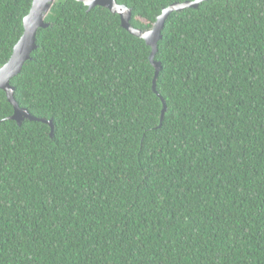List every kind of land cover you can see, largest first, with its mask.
<instances>
[{"label":"trees","instance_id":"16d2710c","mask_svg":"<svg viewBox=\"0 0 264 264\" xmlns=\"http://www.w3.org/2000/svg\"><path fill=\"white\" fill-rule=\"evenodd\" d=\"M33 0H0V68ZM195 0H115L150 30ZM0 90V264H264V0L171 13L150 48L56 0ZM166 110L160 124L162 101Z\"/></svg>","mask_w":264,"mask_h":264},{"label":"water","instance_id":"95a60500","mask_svg":"<svg viewBox=\"0 0 264 264\" xmlns=\"http://www.w3.org/2000/svg\"><path fill=\"white\" fill-rule=\"evenodd\" d=\"M56 0H33L28 15L23 19V34L13 48L12 54L8 62L0 68V90L4 92L8 103L13 108V114L9 120L14 121L17 125H21L24 120L30 122H41L50 128V136L53 134V125L51 120L37 119L31 116L25 109H22L14 101V89L10 86L9 81L17 76L24 64L30 60L31 53L36 49V33L39 29H46L49 24L44 20L48 15L51 7ZM83 4L88 10L95 7H101L108 10L112 15H117L120 19V26L130 35L139 38L145 42L150 48L149 62L154 68V80L152 89L155 91V80L160 71V65L154 62V56L157 51V43L161 39V30L164 22L171 13L180 12L184 9L197 8L201 2L208 0H195L193 2H183L181 4H173L163 9L161 14L156 18L150 30L140 31L134 29L130 25L131 10L118 5L115 0H74ZM162 101V100H161ZM166 107L162 101V111L160 124L164 116Z\"/></svg>","mask_w":264,"mask_h":264}]
</instances>
